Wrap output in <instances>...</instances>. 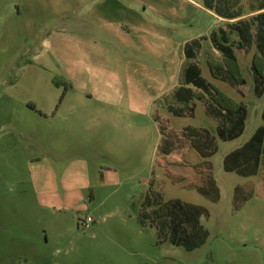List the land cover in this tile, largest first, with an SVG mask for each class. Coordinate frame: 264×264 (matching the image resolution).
I'll return each mask as SVG.
<instances>
[{"label": "rangeland", "instance_id": "374dc122", "mask_svg": "<svg viewBox=\"0 0 264 264\" xmlns=\"http://www.w3.org/2000/svg\"><path fill=\"white\" fill-rule=\"evenodd\" d=\"M95 1L0 0V264H264V170H224L264 126L252 71L264 76L260 29L249 42L232 37L233 63L210 41L229 21L203 13L182 28L180 42L202 44L195 64L209 85L182 104L173 65L99 37ZM189 126L206 134L203 150ZM213 179L218 203L186 188ZM247 183L254 197L236 212Z\"/></svg>", "mask_w": 264, "mask_h": 264}, {"label": "trees", "instance_id": "16d2710c", "mask_svg": "<svg viewBox=\"0 0 264 264\" xmlns=\"http://www.w3.org/2000/svg\"><path fill=\"white\" fill-rule=\"evenodd\" d=\"M206 9L214 12L222 19L230 23L226 27L214 31L210 40L215 51L220 53L223 58L230 60L233 63L237 62V57L233 47L231 46L232 37L235 35L241 42H249L252 38L253 29L258 27L261 37L256 41V47L260 56L264 59V0H248V11L242 5V0H202ZM256 14L250 18H244L247 14ZM202 49V44L199 40H193L186 44L184 49L185 57L189 60H197L198 54ZM196 63V62H195ZM190 64L184 75V86H182L175 94V99L178 103L190 104L195 98L194 89H200L208 92L209 85L203 77L199 65ZM252 71L255 73L256 92L257 95L264 94V76L262 70H258L252 66ZM219 79L231 86L238 84V78L227 71L218 72ZM242 81V80H241ZM57 86L61 83L55 82ZM68 88L71 85L66 84ZM63 99V98H62ZM62 101V100H61ZM169 111L176 116H181L183 110L173 107H168ZM239 124L241 121L245 125L246 113L243 106L239 110ZM264 121V112L262 114ZM191 147L194 150H203L206 146V134L196 127L189 126L185 129ZM217 133L221 140L227 141L228 134L222 127H217ZM261 168H264V126L257 129L252 138L243 146L228 153L224 159V170L227 173H235L243 178H252L258 176ZM211 188L203 185H189L186 188L196 190L201 196L212 203H218L221 200V190L217 181L213 179ZM255 187L253 184L247 183L238 185L234 191V210L241 211L246 203L254 197Z\"/></svg>", "mask_w": 264, "mask_h": 264}, {"label": "crops", "instance_id": "0c3cea01", "mask_svg": "<svg viewBox=\"0 0 264 264\" xmlns=\"http://www.w3.org/2000/svg\"><path fill=\"white\" fill-rule=\"evenodd\" d=\"M203 13L220 23L227 21L206 9L202 0H96L91 18L98 28L99 37L117 43L123 54L133 49L152 58L155 56L162 64L173 65L172 77L176 87L171 89L175 95L185 85L187 67L196 61L187 59L184 52V56L180 55L181 49L189 43L180 42L181 29ZM125 26L128 28L124 29ZM168 54L171 58L167 57ZM136 60L127 61V64L141 62L139 57ZM122 61H125L124 56L118 59V63ZM158 79L161 81L160 75Z\"/></svg>", "mask_w": 264, "mask_h": 264}, {"label": "built area", "instance_id": "2783aa9c", "mask_svg": "<svg viewBox=\"0 0 264 264\" xmlns=\"http://www.w3.org/2000/svg\"><path fill=\"white\" fill-rule=\"evenodd\" d=\"M87 221H89V222H93V219L89 218V219H87Z\"/></svg>", "mask_w": 264, "mask_h": 264}]
</instances>
